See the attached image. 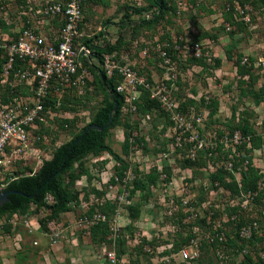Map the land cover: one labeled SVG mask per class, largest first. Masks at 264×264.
<instances>
[{"label": "rangeland", "instance_id": "374dc122", "mask_svg": "<svg viewBox=\"0 0 264 264\" xmlns=\"http://www.w3.org/2000/svg\"><path fill=\"white\" fill-rule=\"evenodd\" d=\"M165 1L169 10L159 15L146 0H77L81 36L75 52L88 40L113 51L93 56L89 78L66 90L61 101L67 109L52 112L49 125L39 130V158L49 160L104 106L100 70L108 79L121 78L114 84L122 105L105 143L122 163L106 152L75 163L61 183L79 197L57 222L49 217V195L41 207L0 216V264H48L39 249L65 240L62 229L84 248L105 244L107 259L117 241L124 256L120 261L116 255V264H198L201 257L206 264H264V0ZM68 2L0 0V44L31 20L57 34L66 18L47 19L43 10ZM238 55L245 83L238 81ZM194 57L203 64L191 62ZM111 63L130 71L133 95L127 78L118 71L106 74ZM142 91L147 98H140ZM246 124L252 134L243 136ZM249 158L262 176L257 195L241 192ZM40 165L33 158L17 160L0 178V189ZM103 201L116 208L97 229L98 237L106 234L99 241L91 230L104 222L97 219L100 213L95 210L92 221L86 216ZM182 250L191 259L178 254Z\"/></svg>", "mask_w": 264, "mask_h": 264}, {"label": "built area", "instance_id": "2783aa9c", "mask_svg": "<svg viewBox=\"0 0 264 264\" xmlns=\"http://www.w3.org/2000/svg\"><path fill=\"white\" fill-rule=\"evenodd\" d=\"M43 15L47 19L65 17L67 22L57 34L51 35L44 31L42 24L31 20L16 36L0 44L3 60L1 86H9L11 92L21 87L28 89V94L23 95L19 89V94L11 101L0 103V178L8 175L7 169L17 160L33 158L43 163L39 158L41 150L36 146L42 140L39 135L41 126L49 125L48 118L54 116L53 111L46 109L47 102L55 93L58 107L66 90L80 86L89 78L84 65H91L92 57H96L86 44L80 47L79 53L75 52V40L81 36L77 31L80 18L77 0H70L65 5L48 4ZM115 71L127 78L130 95H133L135 80L130 71L111 63L106 74L111 77ZM200 121L198 118L197 122ZM4 187L2 185L0 191ZM86 219L92 221L93 217ZM97 219L105 221L101 214ZM178 254L185 259L191 257L185 250ZM196 254L194 252L192 258ZM107 257L111 264H116L114 251Z\"/></svg>", "mask_w": 264, "mask_h": 264}, {"label": "trees", "instance_id": "16d2710c", "mask_svg": "<svg viewBox=\"0 0 264 264\" xmlns=\"http://www.w3.org/2000/svg\"><path fill=\"white\" fill-rule=\"evenodd\" d=\"M151 6L155 7L157 13L159 15L167 12L169 10L167 2L165 0H146ZM87 47L91 48L94 55L98 57L102 53H109L113 51L111 47H95L90 43V40L86 42ZM2 50L0 49V70L3 64V60L1 59ZM228 59H232V56H228ZM242 60V56L238 55L236 58V69L237 76L239 77V83H245L244 78V68L240 65ZM191 62H196L199 64H203L202 60L197 58H193L190 60ZM219 60H215V63L219 65ZM84 67L93 72V67L91 65L85 64ZM102 79L99 74H97V81L100 90L103 92L105 96L104 106L97 110L90 124L85 126L79 134L74 136L70 141L64 143L57 147L51 158L49 160L43 161L40 167L31 172L29 175L24 176H14L12 177L2 189V191H16L21 192L14 193L9 195V202H6L2 207H0V216L10 215V214H24L31 205H35L36 207H41L44 204V200L46 196H51L53 203L49 205V217L52 220H58L61 215L69 212L70 203L74 202L78 199V193H71L67 190L61 183V178L66 173H68L73 165L80 160L84 159L90 154H101L106 152L109 154L116 162H121V158L115 154L110 147H108L105 143V136L109 129L113 128L117 123V118L119 115V111L122 105V100L120 96L116 93V84L114 81L119 82L120 77H112L108 79L103 72ZM2 87V88H1ZM1 90L3 91V102L8 103L13 97L19 94V89H21V93L28 94L27 88H16L11 92L9 90V86H1ZM108 92L112 93V97L108 95ZM264 90H262V94ZM146 97L145 92H141L140 98ZM147 98V97H146ZM63 100V98L61 99ZM264 100V99H263ZM117 103V109L113 114V119L107 128H104L102 131L91 129V125H96L99 127H104L109 121V114L114 107V104ZM148 107L153 105L156 106L154 101H147ZM46 109H50L55 112L62 108L67 109L65 105L60 101V105L56 107V99L51 98L46 105ZM147 107V108H148ZM71 111V110H70ZM72 121L64 120V123H71ZM45 126H41L40 131L43 130ZM40 133V132H39ZM247 134H252L251 127L246 124L242 127V135L247 136ZM42 141V140H41ZM40 141V142H41ZM39 142V143H40ZM128 140L126 139L123 145V153H127ZM257 147V146H256ZM123 174H119L122 177ZM261 174L251 165V158H249V166L246 170L244 176H242L241 180V192L250 195L258 194V180L261 179ZM150 182H155L156 177L150 175L148 177ZM96 195L99 196L98 192H95ZM115 204H112L107 201L98 202L95 207L91 208L87 214V218H92L91 214L95 210H97L101 215L105 217L104 222H99L96 228H92L91 235L93 239H98L99 241H105L103 235L97 236L99 229L101 226H105L106 221L110 218L111 215L115 212ZM115 243V252L116 255H119L121 252L117 251ZM202 248V247H201ZM124 253V250H123ZM121 255V254H120ZM198 264H206L205 260L201 258L198 259Z\"/></svg>", "mask_w": 264, "mask_h": 264}, {"label": "crops", "instance_id": "0c3cea01", "mask_svg": "<svg viewBox=\"0 0 264 264\" xmlns=\"http://www.w3.org/2000/svg\"><path fill=\"white\" fill-rule=\"evenodd\" d=\"M0 85H2L1 82ZM63 215H61L60 218L63 217ZM59 233L65 237V240L56 242L55 245L52 247H43L39 249L40 255H42L43 257H49L48 264L50 262H52L53 264H111V262L106 257H104L105 244H102L103 246L99 248H96L94 246L92 248H84L77 239L79 237H73V233H68L66 229L60 230ZM59 233L54 234L55 236H57L59 235ZM112 251H114L113 248ZM120 256L121 261L123 259L124 254Z\"/></svg>", "mask_w": 264, "mask_h": 264}, {"label": "water", "instance_id": "95a60500", "mask_svg": "<svg viewBox=\"0 0 264 264\" xmlns=\"http://www.w3.org/2000/svg\"><path fill=\"white\" fill-rule=\"evenodd\" d=\"M91 67H92V65H91ZM97 71L101 77V81L103 82L101 71L100 70H97ZM110 96L112 97V94H110ZM116 109H117V103L114 104V107L112 108V110L109 114V121L107 122V124L104 127L91 125L90 128L95 129V130H99V131H102L104 128H107L113 119V114L115 113ZM14 193L22 194L21 192H16V191H0V207H2L6 202H9L10 201L9 195L14 194Z\"/></svg>", "mask_w": 264, "mask_h": 264}]
</instances>
